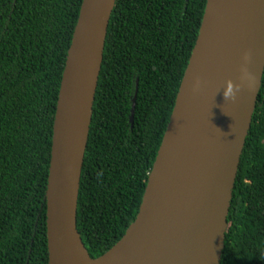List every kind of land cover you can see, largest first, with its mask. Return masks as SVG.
I'll use <instances>...</instances> for the list:
<instances>
[{"label": "trees", "instance_id": "16d2710c", "mask_svg": "<svg viewBox=\"0 0 264 264\" xmlns=\"http://www.w3.org/2000/svg\"><path fill=\"white\" fill-rule=\"evenodd\" d=\"M206 1H115L77 201V231L91 259L119 242L138 214ZM81 4L0 0V264H48L52 129ZM220 264H264V72Z\"/></svg>", "mask_w": 264, "mask_h": 264}, {"label": "water", "instance_id": "95a60500", "mask_svg": "<svg viewBox=\"0 0 264 264\" xmlns=\"http://www.w3.org/2000/svg\"><path fill=\"white\" fill-rule=\"evenodd\" d=\"M115 1L82 0L67 51L44 195L48 264H220L264 72V0L206 1L138 214L119 242L91 259L77 231V201ZM245 51L252 53L255 88L225 102L222 89L239 82ZM133 112L134 103L130 123Z\"/></svg>", "mask_w": 264, "mask_h": 264}, {"label": "clouds", "instance_id": "9594fccd", "mask_svg": "<svg viewBox=\"0 0 264 264\" xmlns=\"http://www.w3.org/2000/svg\"><path fill=\"white\" fill-rule=\"evenodd\" d=\"M252 53L251 51H245L241 56V63L239 69V82L234 83L232 80H228L223 87V96L225 102L232 101L235 102L237 95L243 89L252 91L255 88L256 78L253 73L250 71V65L252 63ZM200 88V80L196 78L193 84L192 90L198 91Z\"/></svg>", "mask_w": 264, "mask_h": 264}]
</instances>
